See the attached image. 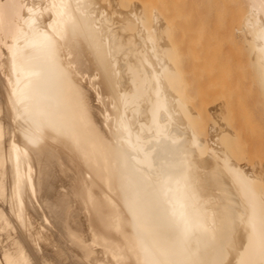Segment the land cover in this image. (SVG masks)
<instances>
[{
  "label": "bare ground",
  "instance_id": "1",
  "mask_svg": "<svg viewBox=\"0 0 264 264\" xmlns=\"http://www.w3.org/2000/svg\"><path fill=\"white\" fill-rule=\"evenodd\" d=\"M189 2L0 0V264H264V0Z\"/></svg>",
  "mask_w": 264,
  "mask_h": 264
},
{
  "label": "rangeland",
  "instance_id": "2",
  "mask_svg": "<svg viewBox=\"0 0 264 264\" xmlns=\"http://www.w3.org/2000/svg\"><path fill=\"white\" fill-rule=\"evenodd\" d=\"M129 1L131 5H137L139 7L144 8L145 15L148 21H152V17L154 13L162 14L169 21L171 30L176 36L177 43H178V40L180 39L183 40L182 46L185 47L188 51L191 47V42L197 38V35L199 34L201 36L203 35L204 39L206 38L207 40H209V30H208L207 22L202 21L199 24L198 22L195 21V18L193 17V13L191 10L192 7L189 2L190 0H187V2L180 1V0H129ZM233 6L237 12V9H239V7L234 4ZM179 9L182 10L180 15H178L177 13ZM235 17H236L235 22H237L238 16L236 15ZM193 25L195 26V28H192V29H194V31L197 29V31L194 33H192L190 30L191 27H193ZM233 37H235V39L233 41L234 45L231 46V50H232L231 52L238 56L239 54H242L245 52V44L242 42V40L240 39L238 35L233 36ZM178 44L181 45L180 42ZM198 52L201 53L202 55L205 54L204 49H202V51L198 49ZM187 58L190 60L188 56ZM188 59H186V61H188L190 64V61ZM202 69H204L205 71V69L207 68L203 67ZM205 72L207 74V70ZM204 78L206 79L202 83L199 82V85L201 84V86H204V88H206L209 85V79H207V77H204ZM244 91H245L244 92L245 95L249 94V93H246L247 91L248 92L250 91L248 89L247 84L244 87ZM235 104H236L235 108L237 109L239 108L241 111H245L243 102L239 101V102H236ZM243 115L246 117H243ZM230 117L232 118V116ZM233 120L237 122L239 121V123H241V126L243 128V132H244L243 134H244V139H245V141L241 142L243 153L248 152L254 147L255 148H258V147L260 148V146L263 147V145H260V143H258L257 139L259 135H262V136L264 135V124L257 122L255 119H253L252 117H249V115L247 114H241V113L238 114L237 118ZM256 160H260L262 163H264V153L258 154V157H256Z\"/></svg>",
  "mask_w": 264,
  "mask_h": 264
}]
</instances>
